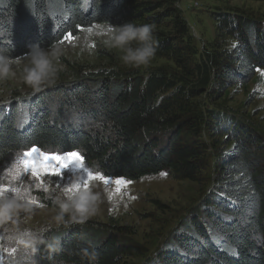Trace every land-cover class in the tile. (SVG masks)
Instances as JSON below:
<instances>
[{
  "label": "trees",
  "instance_id": "16d2710c",
  "mask_svg": "<svg viewBox=\"0 0 264 264\" xmlns=\"http://www.w3.org/2000/svg\"><path fill=\"white\" fill-rule=\"evenodd\" d=\"M177 1L0 0V52L12 59L96 24L134 22L155 26V56L175 67L129 79L111 72L59 86L57 105L49 106L41 90L30 103L20 95L0 99V164L11 152L37 147L78 151L105 177L134 181L166 171L197 181L210 160L207 130L219 136L231 130L232 148L215 155L216 179L193 220L149 264H264V136L233 115L200 106L208 88L245 85L264 70V20L215 13L216 47L204 53ZM112 230L88 220L51 229L39 248L40 263L88 264L84 249L97 251L99 264L138 255L132 239Z\"/></svg>",
  "mask_w": 264,
  "mask_h": 264
},
{
  "label": "rangeland",
  "instance_id": "374dc122",
  "mask_svg": "<svg viewBox=\"0 0 264 264\" xmlns=\"http://www.w3.org/2000/svg\"><path fill=\"white\" fill-rule=\"evenodd\" d=\"M175 6L187 23L197 48L204 53L209 49L213 52L216 47L215 13L240 12L264 20V2L178 0ZM113 28L108 24H96L81 30L77 36H72V40L63 39L46 48L56 47L61 53L57 62L60 71L54 82L41 88L48 95L45 96V102L49 106L57 105L58 99L62 97L59 86H73L72 83L82 79L102 77L111 72L129 79L133 76L144 77L160 68L175 70L171 61L157 56L147 66L135 68L125 65L119 50L110 49L104 44L109 29ZM226 39V44L232 45V40ZM15 60L21 62L14 66L17 68V77L0 81V99L10 100L20 95L29 103L36 101L42 93L24 84L21 78L26 55ZM200 106L205 111L217 109L219 113L233 115L239 124L248 125L264 136V70L257 69L255 76L245 85H234L227 89L208 88L201 98ZM24 114L28 116L29 108ZM213 126L212 123L210 129ZM228 132L226 136H219L213 129L207 130L204 141L210 160L204 175L197 181L177 180L166 171L134 181L105 177L95 169H90L83 160V166L88 172L104 176L109 181L107 184L99 179L88 182L87 189L99 193L101 202L98 212L83 220L79 217L73 220L66 214L63 221H57L55 217L59 209L56 201L68 195L74 196L76 193L68 194L64 188L76 180V184L83 185L88 179L87 172L69 167L63 170L62 177L47 176L41 183L24 173L19 161L25 151L11 152L5 162L0 164V190L8 189L0 196V264H41L39 248L49 230L86 220L104 223L115 233L119 232L132 239L139 248L136 253L138 255L124 258L121 264H149L167 241L178 237L193 220L192 211L200 205L216 179L213 167L215 155L232 148L231 138L234 135L231 130ZM40 151L65 154L55 150ZM116 181L124 183L117 184ZM9 201L14 205L11 210L3 208ZM22 240L25 242L21 243Z\"/></svg>",
  "mask_w": 264,
  "mask_h": 264
},
{
  "label": "clouds",
  "instance_id": "9594fccd",
  "mask_svg": "<svg viewBox=\"0 0 264 264\" xmlns=\"http://www.w3.org/2000/svg\"><path fill=\"white\" fill-rule=\"evenodd\" d=\"M154 31L155 26L152 24L126 22L109 31L104 44L110 49L119 50L120 58L125 65L135 68L147 66L156 54L158 41ZM60 54V50L56 47L44 49L39 44L32 45L22 68L21 78L24 84L36 92L43 86L52 84L60 71L57 63ZM20 63V60L12 59L0 52V81L16 78L17 68L14 66ZM76 183L78 180L74 182ZM100 202V194L90 189L81 190L74 196L68 195L64 199L58 198L56 203L59 211L55 219L63 221L66 214L73 220L77 217L81 220L87 219L98 212ZM13 207L11 201L3 205V208L9 210ZM34 242L29 241V243ZM83 257L87 258L88 264H99V253L95 250L84 249Z\"/></svg>",
  "mask_w": 264,
  "mask_h": 264
},
{
  "label": "snow or ice",
  "instance_id": "6c2138e0",
  "mask_svg": "<svg viewBox=\"0 0 264 264\" xmlns=\"http://www.w3.org/2000/svg\"><path fill=\"white\" fill-rule=\"evenodd\" d=\"M111 30L112 29H109V31ZM89 31H91V29H89ZM64 39L72 40V34L67 33ZM83 160L84 157L75 151L67 152L61 155L43 152L40 151L37 147H31L28 151H25L23 153V156L20 158L19 163L22 164L24 173L30 174L41 183H43V178L47 176L62 177L63 170L69 167L80 168L83 171L87 172L88 179L84 181L83 185L69 184L64 188V191L68 194L79 192L81 188L87 189L88 182L90 180L99 179L105 184L109 182L104 176H99L93 174L92 172H88V170L83 166ZM162 175H166V173H162ZM116 183L123 184L124 182L116 181ZM5 191H8V189L0 190V196H3ZM30 202L38 203L36 201Z\"/></svg>",
  "mask_w": 264,
  "mask_h": 264
}]
</instances>
